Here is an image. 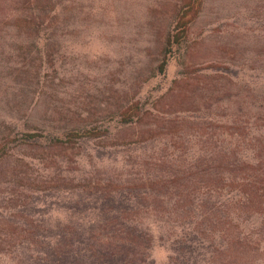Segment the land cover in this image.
Here are the masks:
<instances>
[{
    "label": "rangeland",
    "instance_id": "1",
    "mask_svg": "<svg viewBox=\"0 0 264 264\" xmlns=\"http://www.w3.org/2000/svg\"><path fill=\"white\" fill-rule=\"evenodd\" d=\"M16 1L0 0V264H38L25 223L64 219L70 191L46 171L51 152L44 164L30 160L40 153L19 147L18 132L74 130L87 155L63 177L80 183L95 172L127 174L126 161L144 152L210 164L213 150L239 148L264 163V0ZM29 21L39 25L28 29ZM167 35L177 43L158 74ZM136 107L148 113L137 130H149L130 146L137 153L105 147L88 132H113ZM14 167L32 171V188L12 176ZM143 225L153 264H178L171 244L180 229L154 217Z\"/></svg>",
    "mask_w": 264,
    "mask_h": 264
},
{
    "label": "trees",
    "instance_id": "2",
    "mask_svg": "<svg viewBox=\"0 0 264 264\" xmlns=\"http://www.w3.org/2000/svg\"><path fill=\"white\" fill-rule=\"evenodd\" d=\"M38 25L29 21L27 28ZM167 37L162 59L155 68L158 74L166 72L170 49L177 43V35ZM135 109L136 113L119 116L109 134L95 129L88 132L92 138L103 137L105 147L121 148L123 154L137 153L139 149L130 146L136 143L135 138L148 139L143 135L149 130H137L148 113ZM18 133L19 147L40 153L39 157L28 154L30 160L39 158L44 164V157L47 159L51 152L49 160L54 166L47 173L53 175L57 186L70 189L67 203L60 207L64 208V219L51 226L43 221L39 225L25 223L33 228L28 231L29 236L37 239L38 264H153L147 254L152 237L143 225V220L150 217L180 229L171 244V260L178 264H264V163L257 155L250 159L240 156L239 148L219 147L212 151L208 164L201 159L187 161L179 156L173 159L172 155L165 158L162 152L145 159L144 152L136 163L126 161L123 168L129 167L127 174L95 172L80 183L75 178L63 177L69 172L68 165L87 155L74 130L61 134L47 131L43 135ZM260 147L261 143L256 151L262 153ZM13 156L7 159L12 161ZM15 170L16 167L12 168V176L25 179L26 187L32 188V171L19 174ZM14 224L7 221L11 227ZM204 253L208 256H201Z\"/></svg>",
    "mask_w": 264,
    "mask_h": 264
}]
</instances>
